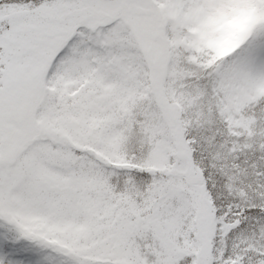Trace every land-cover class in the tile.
<instances>
[{
  "label": "snow or ice",
  "instance_id": "6c2138e0",
  "mask_svg": "<svg viewBox=\"0 0 264 264\" xmlns=\"http://www.w3.org/2000/svg\"><path fill=\"white\" fill-rule=\"evenodd\" d=\"M248 2L217 55L193 29L228 0H0V264H264ZM17 213L86 230L38 235Z\"/></svg>",
  "mask_w": 264,
  "mask_h": 264
},
{
  "label": "rangeland",
  "instance_id": "374dc122",
  "mask_svg": "<svg viewBox=\"0 0 264 264\" xmlns=\"http://www.w3.org/2000/svg\"><path fill=\"white\" fill-rule=\"evenodd\" d=\"M227 5H230L233 9L231 12V14L234 15L232 19L233 23L228 26H221L220 22L217 23V28L210 32L211 39L215 43H209V38H205L201 35L202 26H197L193 29V31L198 33L199 42L205 47L214 49L217 55H223L225 52L229 51L234 45L237 36L256 18V9L248 2V0H228V3L224 7H221L212 13L213 16L215 18L217 17L216 19L218 20L221 19L224 15L222 14V10L226 9L225 7ZM16 217L19 218L18 222L25 231L38 235H46L48 233L74 235L83 233L86 230L83 225L74 227L71 224H49L44 218L34 215L17 213L14 218ZM56 242L63 244L62 240H57Z\"/></svg>",
  "mask_w": 264,
  "mask_h": 264
},
{
  "label": "bare ground",
  "instance_id": "6f19581e",
  "mask_svg": "<svg viewBox=\"0 0 264 264\" xmlns=\"http://www.w3.org/2000/svg\"><path fill=\"white\" fill-rule=\"evenodd\" d=\"M236 4V3H235ZM238 5V4H237ZM233 6V5H232ZM226 9L222 10V14L223 17H221V19H216L213 14H209L207 15L204 19L200 20L198 22L199 25H197L198 27L202 26V31H201V35H203L205 38H209L208 41L209 43H215L210 36V32L214 31L217 28V23L220 22L221 26H228L230 25L233 19V14H231L232 12V8L230 7V5H227L225 7ZM201 24V25H200Z\"/></svg>",
  "mask_w": 264,
  "mask_h": 264
}]
</instances>
